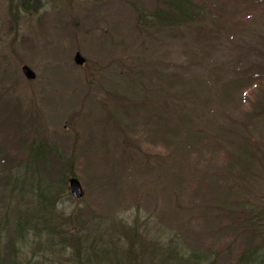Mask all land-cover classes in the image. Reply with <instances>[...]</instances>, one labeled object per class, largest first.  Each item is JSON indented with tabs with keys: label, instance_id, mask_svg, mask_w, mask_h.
<instances>
[{
	"label": "rangeland",
	"instance_id": "1",
	"mask_svg": "<svg viewBox=\"0 0 264 264\" xmlns=\"http://www.w3.org/2000/svg\"><path fill=\"white\" fill-rule=\"evenodd\" d=\"M198 1L207 14L193 25L142 28L137 9L152 0H0V169L27 171L30 182L41 175V191L52 199L42 156L47 147L63 157L74 152L71 173L84 195L76 200L69 186L56 187L58 210L81 214L91 229L100 221L109 232L129 225L148 240L179 236L188 246L210 247L214 264H229L247 241L234 218L245 201L264 195V113L255 115L257 103L240 111L245 86L257 83L264 67V4ZM76 52L84 65L74 61ZM153 88L192 123L210 119L201 132L205 144L180 154L175 138L155 139L150 122L119 102H144ZM263 91L248 98L264 100ZM128 135L134 141L121 146ZM242 143L251 152L240 156ZM31 206L33 215L38 207ZM18 217L8 218L12 236ZM61 227L74 233L80 224ZM246 232L256 244L255 230ZM42 249L33 261L70 264L68 249Z\"/></svg>",
	"mask_w": 264,
	"mask_h": 264
},
{
	"label": "trees",
	"instance_id": "2",
	"mask_svg": "<svg viewBox=\"0 0 264 264\" xmlns=\"http://www.w3.org/2000/svg\"><path fill=\"white\" fill-rule=\"evenodd\" d=\"M22 1L23 5L28 4V0ZM256 1L264 4V0ZM137 10L138 23L142 25V28L193 25L197 19L201 18V15L207 14L201 8L198 0H152L150 7L138 8ZM153 22V26H149ZM259 70L255 76L258 82L246 85L244 88L243 96L245 97L240 107L242 113L245 111V103H247L246 105L257 103L255 115L258 116L262 113L260 115L262 116L264 113V100L261 97L258 98L255 95L248 98V94H253L255 89L260 90L264 87V67L259 68ZM160 94L157 88H153L148 95H145L144 102H125L124 99L119 102L123 104L122 107L127 105L128 109L130 107L133 111L137 110L135 116H144L150 122L146 124V127L150 132L151 130L155 132L153 136L155 139L158 137L168 140L175 138L174 150L178 151L181 148L185 150L180 154L186 151L191 153L188 151L189 148L200 142L205 144L201 132L209 126L210 119L200 127L196 120L192 123L190 116H187L189 114H180L178 108L173 107L172 104L171 106L170 104L167 105L165 101L158 99L157 95ZM142 105L143 109H137L141 108ZM148 109L151 110V113H148ZM262 109V112L259 111ZM110 113L112 112H109V117L113 119L114 115H110ZM127 115L130 114L127 113ZM109 117L108 119H110ZM115 119L116 121H111L114 122L117 129H122V124L117 117ZM244 122H247L246 118H244ZM125 131H122L123 137ZM129 141L134 140L129 135L125 136L121 146L125 147ZM243 146L244 143H242V148H239L240 156L242 151L251 152L247 145ZM148 148L152 147L149 146ZM52 150L51 147H47L46 153L42 156V161H46L45 165L48 168L46 181L48 184L46 185L49 187L48 190H50L52 199L46 197L41 191L38 184L43 180L41 175L37 174V177L35 175L36 180L30 182L27 171L16 173L11 168L0 169V211L3 207L5 209L10 208L11 213L9 215L12 216L14 213L22 215L15 221L13 236L9 233V228L13 226V224L8 225L9 215L4 217L0 215V264H39V261H33V257L44 250L42 247L51 251L68 249L71 258L70 264H214V261H211V255L212 253L215 255V253L210 247L188 246L180 241L179 236H176V239H168V242L148 240L139 231L133 232L134 230L132 231L129 225L121 224V226L111 227L114 231L109 232L102 227L100 221L91 222L94 223V228L91 229L90 224L86 227L83 225L84 220H82L81 214L72 213L67 216L64 211L58 210L56 187L66 191L69 177L75 175L71 173L75 154L72 152L70 157H63L60 155L61 152L56 151L55 153ZM131 151L126 154L128 157ZM27 162L28 160L23 163ZM23 163L18 164V168L22 169ZM54 176L56 178L52 179ZM56 181L57 184H55ZM29 192H32L34 197L31 201L27 199L25 203L21 198H24ZM69 194L71 195L70 191ZM45 202H51L49 207L44 205ZM31 204L38 207L33 215L30 213L34 208ZM243 205L239 212L240 216L235 217L234 220L238 222V225L243 224V236L247 238V241L236 259L229 264H264V195L252 201H245ZM69 221L80 224V229H78L80 232L77 230L70 233L65 227H61ZM28 228L32 229L33 232L30 233ZM235 228L236 231L239 229L237 226ZM248 228L252 230V233L255 230L257 234V243L254 245H252L250 233L246 232ZM90 230H93V235L89 234ZM42 234H45L44 237H41ZM57 236L63 238L64 243H56ZM30 254H32L31 257Z\"/></svg>",
	"mask_w": 264,
	"mask_h": 264
},
{
	"label": "water",
	"instance_id": "3",
	"mask_svg": "<svg viewBox=\"0 0 264 264\" xmlns=\"http://www.w3.org/2000/svg\"><path fill=\"white\" fill-rule=\"evenodd\" d=\"M75 62L77 64H83L85 62V58L81 55L80 52H77L75 54ZM23 73L30 79L35 77V72L28 66L24 65L23 68ZM69 186L70 190L75 198H80L83 195V188L81 185L80 180L77 177H71L69 180Z\"/></svg>",
	"mask_w": 264,
	"mask_h": 264
}]
</instances>
